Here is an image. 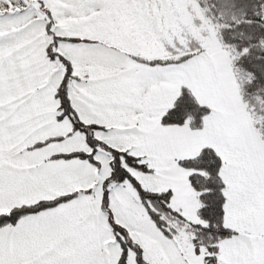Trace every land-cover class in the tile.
Here are the masks:
<instances>
[{
    "label": "snow or ice",
    "instance_id": "6c2138e0",
    "mask_svg": "<svg viewBox=\"0 0 264 264\" xmlns=\"http://www.w3.org/2000/svg\"><path fill=\"white\" fill-rule=\"evenodd\" d=\"M0 264H264V0H0Z\"/></svg>",
    "mask_w": 264,
    "mask_h": 264
}]
</instances>
